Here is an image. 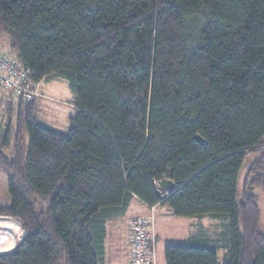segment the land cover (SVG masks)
Segmentation results:
<instances>
[{"label": "trees", "instance_id": "trees-1", "mask_svg": "<svg viewBox=\"0 0 264 264\" xmlns=\"http://www.w3.org/2000/svg\"><path fill=\"white\" fill-rule=\"evenodd\" d=\"M1 35L76 111L56 129L42 98L4 90L0 216L24 236L0 264H105L107 222L134 201L220 222L167 243L165 264H264V0H0Z\"/></svg>", "mask_w": 264, "mask_h": 264}, {"label": "rangeland", "instance_id": "rangeland-1", "mask_svg": "<svg viewBox=\"0 0 264 264\" xmlns=\"http://www.w3.org/2000/svg\"><path fill=\"white\" fill-rule=\"evenodd\" d=\"M0 43L1 44H8V38L5 35L0 36ZM42 92V93H41ZM5 91L0 90V117L2 114V104L1 98L5 97ZM40 98H42L43 103L41 106V118L42 121L47 123L48 125L64 130L69 123V118L75 113L76 109L74 106V94L70 91L68 84L63 80H51L49 82H42L40 85ZM258 157V153L250 152L246 155L239 179H238V203L241 201L242 197V183L243 179L246 175L247 170L250 168L254 160ZM252 194L256 197L257 205L259 208L260 213V228L264 232V190L261 188H255L252 191ZM168 211H164L162 209H157L156 211V235L158 233L160 239L156 245V260L157 264H165L164 260V247L167 241L173 239H183L188 235L199 231H208L211 230L213 224L207 220L201 222L196 221L197 219L193 218H178L173 216ZM130 213V212H129ZM128 213V214H129ZM8 217L0 216V253L11 251L18 239L23 238V231L19 227V223L16 222V225L12 224L13 219ZM131 219V218H130ZM117 221H110L107 224L108 227V238L106 242V261L108 264L112 263V260L115 258L116 260L120 258V251L118 255V249H114L113 246V239L111 235L110 226ZM215 226L219 227V221H212ZM123 220H119L117 224L121 226ZM197 225V226H196ZM19 228L16 230L13 228ZM17 226V227H16ZM128 226V221H127ZM197 227V231L196 230ZM211 227V228H210ZM129 229V227H128ZM214 230L216 229L213 228ZM16 230V232H14ZM221 232L222 229L216 230V232ZM225 252H220L219 257L220 260L223 259ZM117 263V262H116Z\"/></svg>", "mask_w": 264, "mask_h": 264}, {"label": "built area", "instance_id": "built-area-1", "mask_svg": "<svg viewBox=\"0 0 264 264\" xmlns=\"http://www.w3.org/2000/svg\"><path fill=\"white\" fill-rule=\"evenodd\" d=\"M0 90L10 91L15 98L30 102L38 97L39 86L32 79V73L24 68L0 46ZM128 220L130 232L129 261L127 264H157L156 260V208Z\"/></svg>", "mask_w": 264, "mask_h": 264}, {"label": "crops", "instance_id": "crops-1", "mask_svg": "<svg viewBox=\"0 0 264 264\" xmlns=\"http://www.w3.org/2000/svg\"><path fill=\"white\" fill-rule=\"evenodd\" d=\"M42 93V92H41ZM157 209H162L164 211H168V207L166 206H163V205H158L157 208H156V211ZM148 211V208L145 206V205H142L140 204L139 202L137 201H134L131 206L129 207L127 213L120 219H117V220H114V221H117V222H113L114 224H111V235H112V243H113V246H114V249H118V255H119V251H120V258L119 259H113L112 260V263L111 264H127L128 261H129V240H130V232H129V229H128V226H127V221L130 219V218H134V217H137V216H140V215H144L146 214ZM130 212V213H129ZM129 213V214H128ZM168 213H171L172 212L169 210ZM194 219V218H193ZM197 219L196 221H200V226L199 228H201V222H203L204 220H207L209 222H211L213 224V227L211 230H208V231H202L201 229L199 231H201L203 234H205L206 236H213V234L215 233V230L213 228H215V224L212 222L213 220H210L209 218L207 217H204V218H195ZM11 220V219H10ZM119 220H123V223L121 226H119L118 221ZM9 222H12V224L16 225V222L14 220L12 221H9ZM110 222V221H109ZM108 224V222H107ZM197 226V225H196ZM17 227V226H16ZM20 227V226H19ZM211 228V227H210ZM16 229V230H19V228H13V230ZM16 230L14 232H16ZM197 231V227H196V230ZM196 232L188 235L187 237L183 238V239H186L188 238L189 236L195 234ZM23 236H24V233H23ZM107 238H108V227L106 225V238H105V264H108L107 261H106V242H107ZM160 237L157 233V243L159 241ZM183 239H173V240H169L167 241L168 243L169 242H172V241H176V240H183ZM21 241V239H18V242ZM17 242V243H18ZM16 243V244H17ZM167 244V243H166ZM157 245V244H156ZM117 262V263H116Z\"/></svg>", "mask_w": 264, "mask_h": 264}, {"label": "water", "instance_id": "water-1", "mask_svg": "<svg viewBox=\"0 0 264 264\" xmlns=\"http://www.w3.org/2000/svg\"><path fill=\"white\" fill-rule=\"evenodd\" d=\"M175 189H176V187L169 180H163L157 184L158 196H163V195L167 196V195L171 194Z\"/></svg>", "mask_w": 264, "mask_h": 264}, {"label": "clouds", "instance_id": "clouds-1", "mask_svg": "<svg viewBox=\"0 0 264 264\" xmlns=\"http://www.w3.org/2000/svg\"><path fill=\"white\" fill-rule=\"evenodd\" d=\"M157 205H159V204H157Z\"/></svg>", "mask_w": 264, "mask_h": 264}]
</instances>
